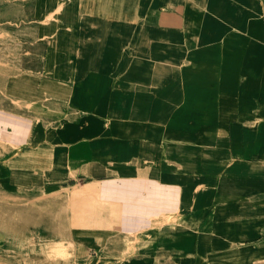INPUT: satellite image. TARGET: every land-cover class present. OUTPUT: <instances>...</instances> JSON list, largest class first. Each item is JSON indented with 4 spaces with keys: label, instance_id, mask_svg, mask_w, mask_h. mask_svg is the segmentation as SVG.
<instances>
[{
    "label": "crops",
    "instance_id": "crops-1",
    "mask_svg": "<svg viewBox=\"0 0 264 264\" xmlns=\"http://www.w3.org/2000/svg\"><path fill=\"white\" fill-rule=\"evenodd\" d=\"M32 3L2 189L51 194L80 264H264V0Z\"/></svg>",
    "mask_w": 264,
    "mask_h": 264
},
{
    "label": "rangeland",
    "instance_id": "rangeland-1",
    "mask_svg": "<svg viewBox=\"0 0 264 264\" xmlns=\"http://www.w3.org/2000/svg\"><path fill=\"white\" fill-rule=\"evenodd\" d=\"M33 1L0 0V158L8 151L11 143L6 138L10 117H7L5 113L20 111V105L9 94L10 98L7 97L5 88L14 73L28 67L27 64L30 61L25 54L28 52L27 41L35 39L39 32L37 22H33L32 13L29 12ZM32 62L35 64L36 61L32 58ZM262 98L264 101V95ZM10 119L13 120V116ZM52 200L51 194L37 196L34 191L29 193L4 191L0 186V264H23V262L25 264H80L84 262L88 256V250L80 237L72 232L68 220L64 218L54 220L50 217L53 214ZM29 207L31 210L33 208V212H30ZM49 208L50 210H47ZM65 228H68V231ZM54 229L58 230L57 234L54 233Z\"/></svg>",
    "mask_w": 264,
    "mask_h": 264
},
{
    "label": "bare ground",
    "instance_id": "bare-ground-1",
    "mask_svg": "<svg viewBox=\"0 0 264 264\" xmlns=\"http://www.w3.org/2000/svg\"><path fill=\"white\" fill-rule=\"evenodd\" d=\"M77 194H78V193H77ZM76 199H77V198H76ZM79 200H80V199H79ZM72 201H73V200H72ZM76 201H78V200H76ZM68 202H69V201H68ZM20 203H21V202H20ZM30 203H31V202H30ZM3 204H4V203H3ZM31 204H32V203H31ZM31 204H30V205H31ZM43 204H44V203H43ZM72 204H73V203H72ZM74 205H75V204H74ZM18 206H19V205H18ZM20 206H21V205H20ZM9 207H11V206H9ZM21 207H22V206H21ZM27 207H28V206H27ZM52 207H53V206H52ZM74 207H75V206H74ZM78 207H80V206H78ZM78 207H77V208H78ZM0 208H1V207H0ZM50 208H51V207H50ZM50 208L47 209V210H50ZM3 209H5V208H3ZM23 209H24V208H23ZM29 209H30V207H29ZM29 209H28V210H29ZM17 210H18V208H17ZM32 210H33V208H32ZM32 210L30 209V212H31ZM35 210H37V208H35ZM5 211H6V210H5ZM7 211H8V210H7ZM61 211H62V210H61ZM71 211H72V210H71ZM71 211H70V212H71ZM2 212H3V211H2ZM13 212H14V211H13ZM19 212H20V211H19ZM32 212H33V211H32ZM34 212H36V211H34ZM57 212H58V211H57ZM65 212H66V211H65ZM21 213H22V212H21ZM26 213H27V212H26ZM38 213H39V211H38ZM49 213H50V212H49ZM55 213H56V211H55ZM66 213H67V212H66ZM10 214H11V213H10ZM13 214H14V213H13ZM23 214H24V213H23ZM36 214H37V213H36ZM39 214H40V213H39ZM50 214H51V213H50ZM73 214H74V213H73ZM11 215H12V214H11ZM11 215H10V217H11ZM27 215H28V214H27ZM37 215H38V214H37ZM6 216H7V215H6ZM8 216H9V214H8ZM53 216H54V215H53ZM1 217H2V216H1ZM20 217H21V216H20ZM39 217H40V216H39ZM58 217H59V216H58ZM7 218H8V217H7ZM36 218H37V217H36ZM0 219H1V218H0ZM20 219H21V218H20ZM43 219H44V218H43ZM48 219H49V218H48ZM16 220H18V219H16ZM21 220H22V219H21ZM35 220H37V219H35ZM50 220H51V219H49V221H50ZM76 220H77V219H76ZM10 222H11V221H10ZM21 222H22V221H21ZM31 222H32V221H31ZM50 222H51V221H50ZM61 222H62V221H61ZM66 222H67V221H66ZM68 222H69V221H68ZM71 222H72V221H71ZM74 222H75V221H74ZM74 222H73V224L76 223V222H75V223H74ZM2 223H3V222H2ZM29 223H30V220H29ZM79 223H80V222H79ZM81 223H82V222H81ZM20 224H22V223H20ZM30 224H31V223H30ZM45 224H46V223H45ZM10 225H11V224H10ZM53 225H54V224H53ZM58 225H59V224H58ZM6 226H7V225H6ZM26 226H27V225H26ZM46 226H47V225H46ZM9 227H10V226H9ZM65 229L67 230L68 228H65ZM31 230H32V229H31ZM50 230H51V229H50ZM58 230H59V228H58ZM58 230H56V231H58ZM12 231H13V230H12ZM54 231H55V229H54ZM67 231H68V230H67ZM67 231H66V232H67ZM64 232H65V231H64ZM67 233H68V232H67ZM55 234H56V233H55ZM65 235H66V234H65ZM67 236H69V234H68ZM71 237H72V236H71ZM30 239H31V238H30ZM30 239H29V240H30ZM29 243H30V242H29ZM42 251H43V250H42ZM44 251H45V250H44ZM43 256H44V255H43ZM45 256H46V255H45ZM45 256H44V257H45ZM30 259H31V258H30ZM43 260H44V259H43ZM23 261H24V260H23ZM50 261H51V260H50ZM26 262H27V261H26ZM38 262H39V261H38ZM40 262H41V260H40ZM47 263H50V262H47ZM23 264H25V263L23 262Z\"/></svg>",
    "mask_w": 264,
    "mask_h": 264
}]
</instances>
